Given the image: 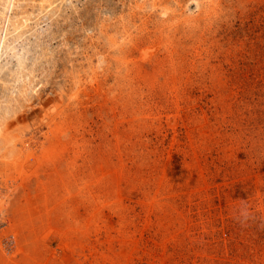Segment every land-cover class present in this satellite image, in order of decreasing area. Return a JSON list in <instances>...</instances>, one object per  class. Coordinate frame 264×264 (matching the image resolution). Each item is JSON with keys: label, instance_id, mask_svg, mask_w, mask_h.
<instances>
[{"label": "rangeland", "instance_id": "1", "mask_svg": "<svg viewBox=\"0 0 264 264\" xmlns=\"http://www.w3.org/2000/svg\"><path fill=\"white\" fill-rule=\"evenodd\" d=\"M0 264H264V0H0Z\"/></svg>", "mask_w": 264, "mask_h": 264}, {"label": "built area", "instance_id": "2", "mask_svg": "<svg viewBox=\"0 0 264 264\" xmlns=\"http://www.w3.org/2000/svg\"><path fill=\"white\" fill-rule=\"evenodd\" d=\"M11 242H13V241H11ZM10 241H9V243H6V245H5V247H4V249L7 251H9V250H11L12 248H11V246H10Z\"/></svg>", "mask_w": 264, "mask_h": 264}]
</instances>
